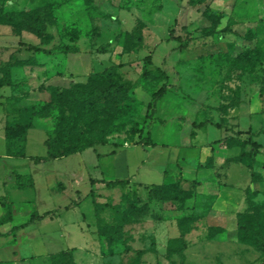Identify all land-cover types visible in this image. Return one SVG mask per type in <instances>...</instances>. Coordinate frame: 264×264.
I'll list each match as a JSON object with an SVG mask.
<instances>
[{
    "label": "rangeland",
    "instance_id": "374dc122",
    "mask_svg": "<svg viewBox=\"0 0 264 264\" xmlns=\"http://www.w3.org/2000/svg\"><path fill=\"white\" fill-rule=\"evenodd\" d=\"M203 1L0 0L51 36L0 25V264H58L67 249L77 264H264L240 224L264 246V0ZM108 67L132 90L107 144L47 159L67 123L36 116L26 157L7 155V124Z\"/></svg>",
    "mask_w": 264,
    "mask_h": 264
},
{
    "label": "trees",
    "instance_id": "16d2710c",
    "mask_svg": "<svg viewBox=\"0 0 264 264\" xmlns=\"http://www.w3.org/2000/svg\"><path fill=\"white\" fill-rule=\"evenodd\" d=\"M205 1L203 0H190V5L198 6ZM0 25H8L18 29H26L41 37L50 39L51 36L47 32L46 25L41 17L37 13L29 12H9L4 11L0 6ZM189 36V32H187ZM190 37V36H189ZM190 40V38H188ZM185 45L181 44L179 48H183ZM29 49L32 51H41L40 47L30 45ZM69 50L76 52L77 46H69ZM149 76H158L159 72L150 71L147 73ZM97 84H100L97 86ZM11 85L10 72H6L0 79V88ZM132 90V84L130 81H126L118 73L115 67H108L105 70L98 72L89 77L87 82H78L73 84L67 89H61L51 86L52 102L46 103L41 107L32 106L26 110L28 118L19 119L12 123H9L5 127V140L7 147V155L15 157H26L25 147L27 144V132L33 126L32 119L36 116L51 117L57 123H67L66 129L63 133L64 138H49L45 141L47 146V159H57L70 155L76 152L83 151L89 147L95 145L107 144L108 136L114 132L118 127L113 123V120L123 112L125 102L131 101L129 92ZM166 91V86H162L154 94V102L160 99ZM68 113L67 115L65 113ZM69 115H73L69 119ZM91 120H90V119ZM80 119H86L89 124H93L91 128L82 130L78 128V122ZM95 123V124H94ZM100 123H103L98 133H94L93 129H96ZM137 125V124H136ZM139 136L143 135L141 130L136 128ZM240 133V132H238ZM145 136L146 139L150 138L149 132ZM254 147H259L257 142H248ZM238 159H241L240 157ZM245 163L248 162V158L242 159ZM98 182L105 183L106 185H128L130 179H117V180H97ZM165 184H161L164 186ZM165 187H168L165 186ZM164 188V187H163ZM183 200L189 198L187 195L180 196ZM98 212V210L96 209ZM55 216L54 211H47L43 214H34L30 220L24 224L15 226L10 234L16 229L26 227L33 223L35 220H42L46 217L53 218ZM241 230L244 231V235L253 239L260 246L261 238L254 234L249 233L247 226L243 223L242 215L240 219ZM5 233V234H7ZM2 235V234H0ZM109 243H112L113 236H106ZM184 248L179 249V254L184 257ZM54 259L58 264H77L72 255L70 249L63 250L54 256Z\"/></svg>",
    "mask_w": 264,
    "mask_h": 264
}]
</instances>
